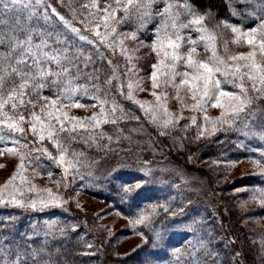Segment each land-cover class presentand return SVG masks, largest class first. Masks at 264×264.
<instances>
[{
	"label": "snow or ice",
	"instance_id": "obj_1",
	"mask_svg": "<svg viewBox=\"0 0 264 264\" xmlns=\"http://www.w3.org/2000/svg\"><path fill=\"white\" fill-rule=\"evenodd\" d=\"M157 2L163 6L156 9L155 12V15H158L161 19L153 30V38L150 42L139 41L146 47L151 48L158 58V62L152 65V88L154 90L159 88L161 86L160 78H163V85L167 87L171 84L176 90V98L180 99L179 90L187 86L190 90V98L194 101L190 109L205 113L202 123L197 127V137L215 134L222 127L226 131L230 130L253 103V97L249 95V87L246 85H250L253 91L259 93L257 98L264 97V66L256 60L257 53L255 50L250 51L247 55H231L226 42L223 49L224 54H218L217 38L224 30H230L234 36V43L240 44L244 41L251 47H258L260 53L264 55V0H261L258 5L260 14L255 17L258 23L247 30H243L241 26L232 24L227 20L220 21L213 29H210L205 24V18L209 13L199 12L189 0H125L124 4H121V0H115V4L109 5L110 10L106 9L103 15L99 12L90 13L89 17L82 21L86 28L92 27L93 19L96 21L97 28L99 23L103 22L104 33L96 32L98 41L91 40L81 34L79 28L74 27L71 21L56 13L54 8L52 12L81 41H86L98 48L101 43H107L110 47L116 44V41H107V36L115 33L117 25L127 20L130 16V9H134L137 18L141 21L137 31L118 34L119 44L117 46L120 47L121 54L126 55L127 50L124 48L123 38L128 37L132 40H139L137 32L153 18V5ZM41 6L44 7V11L38 20L43 19L47 22L49 19L47 9L50 6L44 5V0H0V15L12 16L13 13H17L12 17L11 23L9 20H0V24L5 26L0 28V45L5 47L4 51H0V144H3V146H0V155L6 153L10 156H17L20 161L12 178L0 187V206L33 212L52 208L64 209V206L69 202L63 196L54 194L51 189L40 192L34 184L26 183L24 173L34 162L36 167L32 170L36 175H40L39 168L43 166L40 163L42 159L51 162L49 171L46 173L49 179H52L54 175L53 167L60 169L65 188L68 186L69 177L73 181L77 175L80 179H83V174L76 167V162L66 158L67 149L62 146L59 138L61 132H68V138L73 139L72 133H75L78 127L84 128L86 124L90 127H99L101 122L116 124L119 119L128 118L114 100L111 101L110 109L106 111L104 105L109 104V101L101 98V90L98 85L93 84V90L90 92L88 85H75L73 83L72 71L75 69L76 79L80 77L82 71L78 60L82 52L80 49H76L75 53H70L67 47L52 48L49 44V37L52 36V33L42 28L38 20L35 25L33 24V18L37 17V10ZM84 7L95 8L96 0H92L91 5L85 4ZM121 9L124 16L120 20H116V13ZM21 10H27L28 13L27 18L23 21L18 15ZM233 15H237V13L233 11ZM182 17L187 18L186 22ZM185 30H188V32L186 33ZM193 31L197 33L196 39L192 38L191 32ZM36 38L39 42H36ZM56 42L64 43L59 39V36L56 37ZM200 42H203V50L210 52V56L205 60L194 57ZM100 58L104 59L102 53H100ZM127 58L131 60L132 56L127 55ZM90 62L91 57H85L83 61L84 68H87ZM108 63L111 64V61L109 60ZM181 67L183 70L178 71ZM97 71L94 68L93 72L87 75L90 79H97L98 77L95 75ZM17 78L19 80L18 84L16 82ZM113 79L117 81L115 91L138 104L148 120L159 129L160 135H165L168 130L176 128L179 121L184 118L182 113L173 114L169 112L166 104L163 103L167 100V96L157 95L156 91H153L152 95L158 102L157 108L151 107L146 102L136 100L133 95L134 85L130 77L126 84L128 91L125 93V82L118 75L116 67H113L111 78L105 82L109 86V90L112 89ZM142 79L136 82V87L141 86ZM222 81L230 83L238 91L224 90L221 86ZM49 86L57 99H51L49 96L43 95V90ZM29 88L31 92H28ZM77 95L81 98L87 96L90 100H93L95 103L90 105L92 107L99 104L101 106L100 113L94 115L88 121L69 119L61 109L85 107L84 104L75 99ZM6 106H10L11 115L5 111ZM184 107L189 106L184 105ZM209 107L222 109L221 116L210 120L206 115ZM108 111L111 112V115H108ZM25 112L28 113L27 117L24 114ZM118 112L120 115H117ZM101 118H103L102 121ZM133 118L139 119V117ZM189 126H197L195 116L191 117V125L186 124L184 127L186 129ZM5 129L8 131L7 136L4 135ZM29 133L35 138L34 141L27 139ZM99 135L103 136L104 134L101 132ZM259 138L264 140V130L259 134ZM45 140L56 148L55 155L44 145ZM109 140H111V137H109ZM8 141H10L11 147L8 146ZM239 146L243 147V144ZM252 151H257V149L253 148ZM32 153H36V155H32ZM250 159H252L254 165L261 169L259 174L264 176V148L259 150L258 159L251 157ZM232 163L236 164L239 161H232ZM112 171H116V169L114 168ZM139 171L143 175L132 179H123L121 176L116 177V180L120 182L118 194L121 202L131 201L132 205L139 209L134 218H129V222L133 227L140 224L150 227L152 217L156 215V205H152L151 213H146L143 209H140L137 201L141 197H147L145 186L153 183V170L149 167H142ZM53 182L59 186L61 180L57 179ZM27 193H35V195L29 196L26 195ZM187 203H191V200ZM260 203L264 205V190H261ZM163 207L165 212H169L166 204ZM177 212L183 213L184 207L172 209L170 215L175 216ZM12 219V217H8L0 222V229L5 227ZM45 223L51 229V223L48 221ZM204 223L206 221L203 217H193L190 223L181 221L174 224L173 227H183L188 232L195 233L196 235L186 242L192 244L193 241H196L199 246H203L206 242H213L210 231L207 241L200 236V233L205 229L198 228L197 225H203ZM67 227L75 231L79 225L71 224ZM139 234L143 236V233ZM22 235L31 239L26 233ZM153 237V247L160 248L164 246V233L153 230ZM7 239V236L0 237V255H4L5 250H11V245L4 244ZM145 242H148L147 238H145ZM13 243L16 242L13 241ZM87 247L91 248L92 245L88 244ZM170 247L174 255L179 254L181 251V248L171 245ZM32 254L33 256L36 255L35 249H33ZM84 254L94 255V253ZM212 254L215 255V253ZM236 255L239 256V253ZM193 256H195V253H193ZM232 259L235 261V257H232ZM0 264H27V260L17 244L16 258L9 261L4 255V258L0 259ZM145 264H152L151 257L146 259ZM193 264H203V261L194 260ZM217 264H221V262L218 261Z\"/></svg>",
	"mask_w": 264,
	"mask_h": 264
},
{
	"label": "rangeland",
	"instance_id": "obj_2",
	"mask_svg": "<svg viewBox=\"0 0 264 264\" xmlns=\"http://www.w3.org/2000/svg\"><path fill=\"white\" fill-rule=\"evenodd\" d=\"M51 1L56 6H62L64 1L71 4L75 2V0ZM91 3L92 0H86V4L91 5ZM124 3L125 0H121V4ZM114 4L115 0H96L95 8L84 7L82 10L74 11V14L81 18H79V22L76 21L75 24L79 27L81 32L88 34L95 41H98L96 32L99 31L104 33L103 22L101 21L97 28L96 21L93 19L92 27L86 28L82 21H84L86 17H89L90 13L94 14L99 12L103 15L106 9L110 10L109 5ZM162 6L163 5L159 2L153 5V18L144 28H141L137 32L139 40H132L128 37L123 38L124 48L127 50L126 55H122L120 47L117 46L119 44L118 34L137 31L141 21L137 18V13L134 9H130V16L127 20L117 25L116 32L107 36V41H116V44L111 47L107 43L99 44L106 52L108 61H111L110 65L117 68L118 75L124 80L125 93L128 91L126 84L130 77L134 85L133 95L136 100L146 102V104L151 107L157 108L158 102L152 95V92L156 91L157 95L167 96V100L163 101V103L166 104L169 112L173 114L182 113L184 117L179 121L176 128L168 130L165 135H160L159 129L148 120L139 105L118 93L122 101L126 103L128 110L144 119L145 130L149 132L154 131V129L156 130L155 135L157 137L153 141H157L155 153L159 157L153 162L144 163L142 167L151 168L153 170L152 172L156 173L157 178H155L159 182H170L174 180L183 182L201 201L212 207L219 220L223 222L230 240L234 241L232 242L234 248V255L232 257H235V261L231 258L232 264H264V205L260 203L261 190H264V184L263 186L254 187L239 184V182L242 183L245 179L254 177H261L264 181V176L259 174L261 169L254 165L250 158L228 159L222 156L210 160L202 156L203 150L208 145L214 144L217 138L227 134L236 124L230 130L226 131L225 128L222 127L215 132V134L197 137V127L202 123L205 113L192 111L190 109L194 101L190 98V90L187 86L179 90L180 99L176 98V90L171 84L167 87L163 85V78H160L161 86L159 88L155 90L152 88V65L158 62V58L151 48L146 47L139 41L145 40L146 42H150L152 40L153 30L157 27L161 19V17L155 15V12L156 9ZM123 16L124 12L121 9L116 13L115 19L120 20ZM182 19L185 22L187 20L186 17H182ZM257 23L258 22L255 24ZM239 26H241L243 30L248 29V27ZM185 32L187 33L188 30H185ZM191 35L193 39L197 38L196 32H191ZM225 42L227 43L228 51L231 55H247L250 51L255 50L257 53L256 60L264 66V55L260 53L259 48L251 47L244 41L240 44L234 43V36L230 30H224L221 35H218V54H224L223 49ZM127 55H131L132 59L129 60ZM209 56L210 52H205L203 50V42H200L198 44V51L194 54V57L196 59L205 60ZM229 63H231V61H229ZM182 70V67L178 69V71ZM141 78H143L141 86L136 87V82L141 80ZM221 86L227 91H238V89L233 88L230 83L222 81ZM246 86L249 87V95L253 97V102L264 99V97L257 98L259 97V93L253 91L250 85ZM43 95L49 96L51 99H57V96L50 90V86L43 90ZM75 99L79 100L85 107H68L61 109L63 113L67 114L69 119L88 121L91 120L94 115L100 113L101 106L99 104L92 107L90 105L95 102H86L83 98H77V96ZM104 99L109 101V104L104 105L107 111L110 109L111 101L113 100L111 98ZM184 105H188L189 107H184ZM248 109H246V111ZM37 111H39V109H37ZM24 114L26 117L28 116L27 112ZM221 114L222 109L213 107H209L206 112L210 120L219 118ZM108 115H111L110 111H108ZM117 115H120V113L118 112ZM124 115L126 116L128 113L125 114L124 112ZM193 116L197 119V126H189L185 129L184 126L186 124L191 125V117ZM102 120L103 118H101V121ZM120 120L121 119H119L116 124L101 122L99 127H90L87 124L84 128L78 127L76 132L72 133L73 139L68 138V132L60 133L59 138L61 139L62 146L67 149L66 158L76 162V167L79 168V172L85 177H90L94 182L97 180L102 181L109 179L113 172L112 168L114 164L108 159H102L103 161H97L84 168L87 163V157L84 156L85 152L79 145L95 146L96 138L92 132L107 126L114 131L121 130L118 126ZM132 129L135 134L145 131L134 127ZM27 138L29 141L35 140L30 133ZM44 145L48 147L50 152L54 155L56 154V148L49 141L45 140ZM30 147H32V145H30ZM32 155H36V153H32ZM43 160L51 165V162L47 159ZM232 161H239V163L233 164ZM19 163L20 161L17 156H10L6 153L0 155V187L5 185L7 181L12 178ZM49 166L48 168L44 165L40 167V175H36L32 170L36 167V163L34 162L24 173L26 183L30 182L34 184L40 192L51 189L54 194L63 196L65 199H68L69 202L64 206V209L52 208L39 212L63 211L67 214H75L81 220V223L89 229L93 237L96 253L99 252L101 255L99 264H112L114 260H123L128 257L129 264H135L132 262V259L137 264H145L146 259H148L147 251H145V247L148 244V242H145V238L147 237L142 230L145 225L140 224L133 227L129 222L130 217L118 211L115 206L113 207V203L98 199L85 192L80 186L81 179L79 175L76 176L74 181L69 177L68 186L65 188V183L60 175L61 170L53 167L52 171L54 175L52 179H49L45 172V170L49 169ZM57 179L61 180L59 186L53 182ZM99 190L100 188L98 191ZM26 195L34 196L35 193H27ZM253 197H255V199H253ZM119 203L121 205V202ZM152 205L153 204L148 205L144 211L146 213H151ZM154 205H156L157 214L160 208L163 207L158 203ZM135 216L136 215L132 217L134 218ZM139 233H143V236ZM97 244L100 246V250L97 248ZM235 251L239 253V256L235 255ZM139 254L141 258H139L140 261L137 262Z\"/></svg>",
	"mask_w": 264,
	"mask_h": 264
},
{
	"label": "trees",
	"instance_id": "obj_3",
	"mask_svg": "<svg viewBox=\"0 0 264 264\" xmlns=\"http://www.w3.org/2000/svg\"><path fill=\"white\" fill-rule=\"evenodd\" d=\"M189 2L199 12L209 13L205 18V24L210 29H213L217 23L223 20L250 28L258 22L255 17L260 14L258 5L261 0H189ZM85 4L86 0H75L72 4L64 1L62 6H56L51 0H44V5L50 6L47 9L49 19L47 22L43 19L38 20L44 11V7L41 6L37 10V17L33 18V24L35 25L38 20L42 28L52 33V36L49 37V44L52 48L61 49L67 47L70 53H75L76 49L81 50L82 55L78 58L82 70L80 77L78 79L75 78V69L71 73L75 85H88L90 92L93 90V84L98 85L101 90V98H111L116 101L125 114L128 113L126 115L128 116L127 119H121L118 122L121 130L114 131L108 126L96 129L92 132L96 138L95 146L79 145L85 152L84 156L87 157V163L84 168L97 161H103L102 159H108L114 164L112 170L116 169V171L111 173L109 179L102 181L97 180L94 182L90 177L83 176L80 186L90 195L113 203V207L115 206L118 211L132 217L137 215L139 209L133 206L131 201L121 202L118 194L120 182L116 180V177L121 176L123 179H132L133 177L142 176L143 173L139 169L142 168L143 164L157 160V157H159L155 153L157 141H153L157 137L155 135L156 130L154 129V131L150 132L145 130L144 119L142 117H139V119L133 118L138 116L128 110L126 103L122 101L121 96L119 97L118 92L115 91V85L117 84L115 79L112 80V89L109 90V86L105 82L111 78L113 66L108 63L107 54L101 46L99 45L97 48L86 41H81L52 12L54 8L56 13L71 21L74 27L79 28L75 22H79L80 16L74 14V11L82 10ZM233 11L237 15H233ZM15 15L17 13H13L12 16L0 15V20H9L11 23L12 17ZM18 15L22 21L25 20L28 15L27 10H21ZM3 27L5 26L0 24V28ZM81 34L94 40L84 32H81ZM21 35L23 34L21 33ZM57 36L64 43H57ZM36 42H39L38 38H36ZM4 50L5 47L0 45V51ZM100 53L104 56L103 60L100 58ZM89 56L91 57V62L87 68H84V58ZM94 68L98 70L95 74L98 78L90 79L87 74L92 73ZM16 82L17 84L19 83L18 78ZM28 92H31L30 88ZM77 98L81 97L77 95ZM82 98L86 102H94L87 96ZM5 111L11 114L10 106H6ZM133 127L145 131L135 134ZM262 130H264V99L253 102L252 106L242 114V118L236 122L234 128L227 134L217 138L214 144L208 145L203 150L202 156L210 160L222 156L228 159H246L250 157L258 159L259 150L264 148V140L259 138ZM101 132L104 134L103 136L99 135ZM250 132L253 134H248ZM4 135H8L7 129L4 130ZM109 137H111V140H109ZM7 143L8 146H11L10 141ZM241 144H243V147L239 146ZM0 146H3V144H0ZM253 148L257 149V151H252ZM40 163L47 168L50 165L43 159ZM48 171L49 169L45 170L46 173ZM152 175L153 183L145 186L147 197H141L137 201L140 209L144 210L148 205L157 203L161 207L166 204L169 208V212H165L164 207L160 208V211L152 217L150 227L145 226L142 229L148 240L145 251H147L148 258L151 257L152 264H169V262L171 264H193L194 260H201L203 264H217L218 261L221 264H232L231 258L234 255L232 242H230L229 234L226 232L223 222L219 220L212 207L201 201L183 182L179 180L159 182L156 179V173L152 172ZM239 184L252 187L263 186L264 181L261 177H254L245 179ZM99 188L100 190L98 191ZM189 200H191V203H187ZM119 202H121V205ZM180 207H184L183 213L177 212L175 216L170 215L172 209ZM8 217L13 219L0 229V237H8L4 244L11 245V250H5L4 255L9 261L16 258L17 244L20 251L24 254L27 264H99L101 261V255L99 252L96 253L95 242L89 229L81 223V220L75 214H67L63 211L32 212L0 206V222ZM193 217L204 218L206 223L197 225V227L205 229V231L200 233V236L206 241L209 239V231L211 232L212 243L206 242L203 246H199L196 241H193L192 244H188L186 241L196 234L188 232L183 227H173L174 224H178L181 221L190 223ZM46 221L51 223V229L45 223ZM71 224H78L79 227L73 231L67 227V225ZM153 230L165 234L163 247L152 246L154 239ZM25 233L31 239L22 235ZM13 241L16 243H13ZM88 244H91L92 247H87ZM170 245L181 248L180 253L174 255ZM99 247L97 244V248L100 250ZM33 249L36 250L35 256L32 254ZM84 253H94V255H86ZM193 253H195V256H193ZM212 253H215V255ZM236 254L237 251H235ZM4 255H0V259H3ZM139 258H141L140 254L137 262L140 261ZM128 259L129 257L123 260H114L112 264H129ZM132 262L137 264L133 259Z\"/></svg>",
	"mask_w": 264,
	"mask_h": 264
}]
</instances>
